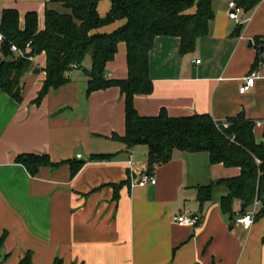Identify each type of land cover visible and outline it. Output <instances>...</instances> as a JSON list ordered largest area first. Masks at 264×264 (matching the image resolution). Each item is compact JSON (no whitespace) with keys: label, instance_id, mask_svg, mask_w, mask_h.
<instances>
[{"label":"crops","instance_id":"0c3cea01","mask_svg":"<svg viewBox=\"0 0 264 264\" xmlns=\"http://www.w3.org/2000/svg\"><path fill=\"white\" fill-rule=\"evenodd\" d=\"M229 1L213 2L209 33L193 52L180 53L179 37L155 39L149 54L154 89L134 98L141 115H157L165 107L174 117L207 113L223 122L244 111L264 124V63L256 45L264 37V0L244 10L239 21L229 17ZM49 3L59 4L0 0V22L3 11L13 8L22 29L26 13L35 11L43 29ZM110 7L111 0H100L97 11L106 16ZM124 23L117 20L99 32ZM2 44L0 60L5 59ZM114 58L106 66L108 78H126L124 42ZM31 60L21 101L0 88V264H55L57 259L62 264H264V216L249 228L237 224L242 203L234 202V214L223 213L221 187L211 201L197 199L198 186L237 176L239 167L210 163L206 152L175 151L154 170L156 183L132 186L130 175L148 169L149 150L113 138L126 128L121 90L87 95V76L74 68L70 82L37 102L47 77L46 54ZM84 64L90 69L92 59L86 57ZM256 69L261 76L255 86L240 93L244 78ZM262 126L256 128L257 141ZM26 153L48 154L59 164L42 166L33 175L17 162ZM94 153L116 156L96 161L90 159ZM68 160L84 161L73 176ZM183 211L201 213L197 227L178 225L175 218Z\"/></svg>","mask_w":264,"mask_h":264},{"label":"trees","instance_id":"16d2710c","mask_svg":"<svg viewBox=\"0 0 264 264\" xmlns=\"http://www.w3.org/2000/svg\"><path fill=\"white\" fill-rule=\"evenodd\" d=\"M100 0H56L57 5L46 7L45 27L39 29L38 14L26 13L24 27L20 28V14L13 8H6L0 22L4 35L2 50L5 59L0 60V88L15 100H22L21 83L24 74L32 65L31 58L45 52L47 64L46 79L37 102L49 90H55L71 80L70 72L79 68L87 76L86 94L109 87H118L125 104V133L113 134L115 140L128 147L146 145L148 148V173L173 158L175 151L189 153L206 152L210 163H223L226 167H239L240 174L221 178L208 185L197 187L200 204L211 201L214 187L224 189L220 198V209L225 214H234L236 200L245 204L241 213L255 201L262 206L256 218L264 216V124L262 140L257 141L256 121L247 117L244 111L228 117L227 128L207 113H195L180 117L171 116L164 107L157 115H141L135 104L137 94L148 95L154 89L150 71V51L155 39L162 36L179 37L180 53H191L199 38L209 33L210 21L215 17V0H111L106 16L100 15L97 7ZM251 11L261 0H234ZM53 3L55 1H52ZM125 20L113 32H99L100 28ZM126 44L128 76L108 78L106 66L113 61L119 44ZM16 45L20 53L11 47ZM259 53L264 54V37L256 40ZM92 59L89 68L84 66L85 58ZM113 153L91 154L96 161L111 160ZM33 175L42 166L56 167L48 154L26 153L17 157ZM75 175L84 161H71ZM117 196V195H116ZM3 238L0 239V245ZM55 264H62L61 259ZM20 264H27L22 260Z\"/></svg>","mask_w":264,"mask_h":264},{"label":"built area","instance_id":"2783aa9c","mask_svg":"<svg viewBox=\"0 0 264 264\" xmlns=\"http://www.w3.org/2000/svg\"><path fill=\"white\" fill-rule=\"evenodd\" d=\"M229 17L235 21H239L240 14L244 12V8L237 5L234 0L229 1ZM4 40V35L2 32H0V41ZM11 51L15 54L20 53V50L16 45L12 44ZM263 63H264V54H263ZM200 59H196V62H200ZM260 72L259 70H253L248 76L244 78V82L241 84L240 87V93H244L249 91L251 88L255 86V81L256 78L260 77ZM263 125V122L258 120L256 122V128L261 127ZM229 126V122L225 121L223 123V128H227ZM78 157H82L81 154H78ZM130 157H132V152L130 153ZM132 160L131 158L128 160L129 166L131 165ZM130 180L132 181V186L135 185H147L151 183H156L157 180L154 176L153 173H148L147 170H137L133 174L130 175ZM261 201H255L252 206L257 207ZM258 213V209H256L254 212L251 211H245V213H238L237 216L235 217V222L237 224L242 225L244 228H249L252 226L253 221L256 218V215ZM202 216L201 213L197 212H192V211H183V213L179 214L176 216V222L180 226H191V227H197L199 221L201 220ZM33 264H39V263H33Z\"/></svg>","mask_w":264,"mask_h":264},{"label":"rangeland","instance_id":"374dc122","mask_svg":"<svg viewBox=\"0 0 264 264\" xmlns=\"http://www.w3.org/2000/svg\"><path fill=\"white\" fill-rule=\"evenodd\" d=\"M88 59H90L89 57H88ZM87 61V60H86ZM84 66H85V64H84ZM260 137V136H259ZM217 187H220L219 185H216L215 187H214V190L217 188ZM262 206V202L259 204V207L257 206V207H254V206H248L247 207V211H251V212H254L256 209H258V212L260 211V207Z\"/></svg>","mask_w":264,"mask_h":264},{"label":"water","instance_id":"95a60500","mask_svg":"<svg viewBox=\"0 0 264 264\" xmlns=\"http://www.w3.org/2000/svg\"><path fill=\"white\" fill-rule=\"evenodd\" d=\"M250 46H252V42H250ZM244 207H245V204L242 203L241 208H244Z\"/></svg>","mask_w":264,"mask_h":264}]
</instances>
